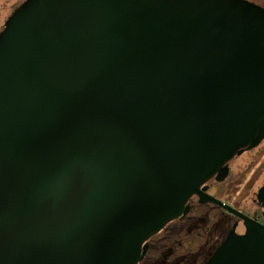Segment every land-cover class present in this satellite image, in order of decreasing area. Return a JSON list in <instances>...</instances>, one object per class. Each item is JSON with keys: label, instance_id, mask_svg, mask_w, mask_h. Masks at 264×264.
<instances>
[{"label": "water", "instance_id": "water-1", "mask_svg": "<svg viewBox=\"0 0 264 264\" xmlns=\"http://www.w3.org/2000/svg\"><path fill=\"white\" fill-rule=\"evenodd\" d=\"M263 139L264 8L25 0L0 31V264H139L192 197L245 229L204 264H264V227L201 189Z\"/></svg>", "mask_w": 264, "mask_h": 264}, {"label": "flooded vegetation", "instance_id": "flooded-vegetation-1", "mask_svg": "<svg viewBox=\"0 0 264 264\" xmlns=\"http://www.w3.org/2000/svg\"><path fill=\"white\" fill-rule=\"evenodd\" d=\"M245 1L254 3L264 8V6L251 0ZM220 170L227 172L223 180H215V178L218 177V174L216 173L211 180L206 182L201 187L202 191L247 217L254 223L264 227V203L258 202L257 200L259 190L264 187V139L256 147L250 150L244 149L239 155L236 154L229 161H227L220 168ZM195 204L200 207H207V205H211L218 211L217 213L219 218L216 220L215 224L218 232L215 236L213 252L225 240L233 225H236L235 233L237 235L244 234L245 229L243 227L242 220L216 205L209 203L202 205L198 204L197 197H192L189 200L187 205L188 213L176 221H182L187 218L194 210V207L196 206ZM149 244L150 240L148 242L147 252L149 250ZM147 252L145 256L147 255Z\"/></svg>", "mask_w": 264, "mask_h": 264}, {"label": "rangeland", "instance_id": "rangeland-1", "mask_svg": "<svg viewBox=\"0 0 264 264\" xmlns=\"http://www.w3.org/2000/svg\"><path fill=\"white\" fill-rule=\"evenodd\" d=\"M24 0H0V31L13 9ZM264 6V0H251ZM196 205V204H195ZM217 209L195 206L182 221H171L150 239L140 264H204L215 245Z\"/></svg>", "mask_w": 264, "mask_h": 264}]
</instances>
